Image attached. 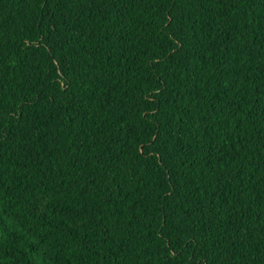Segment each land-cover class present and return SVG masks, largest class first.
<instances>
[{
    "label": "trees",
    "instance_id": "obj_1",
    "mask_svg": "<svg viewBox=\"0 0 264 264\" xmlns=\"http://www.w3.org/2000/svg\"><path fill=\"white\" fill-rule=\"evenodd\" d=\"M0 264H264V0H0Z\"/></svg>",
    "mask_w": 264,
    "mask_h": 264
}]
</instances>
